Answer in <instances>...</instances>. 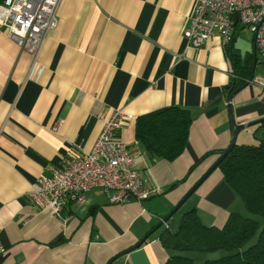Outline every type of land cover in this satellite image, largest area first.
Returning <instances> with one entry per match:
<instances>
[{
    "label": "crops",
    "instance_id": "crops-1",
    "mask_svg": "<svg viewBox=\"0 0 264 264\" xmlns=\"http://www.w3.org/2000/svg\"><path fill=\"white\" fill-rule=\"evenodd\" d=\"M194 2L62 0L58 25L48 32L36 60L0 25V237L6 246L0 264H105L157 224L219 153L187 174L193 162L209 149L229 145L230 107L237 122H254L239 131L237 142L251 134L257 141L264 136L262 86L252 78L229 102L236 76L227 53L230 42L217 35L207 45L188 43L184 29ZM243 28L250 30L238 24L234 44L242 56L256 51L253 77L264 76L253 31L251 46L239 45ZM171 104L189 108L193 121L185 150L168 160L136 138L135 118ZM117 107L132 115L122 139L144 184L155 192L143 200L109 202L105 190L95 187L83 202H67L60 213L35 204L29 195L32 182L72 154L89 150L103 127L101 114ZM185 202L184 211L196 207L206 224L221 226L231 211L248 213L218 167ZM173 214L111 264H161L177 252L159 238L164 226L178 228L181 218ZM186 251L181 252L193 259L210 258Z\"/></svg>",
    "mask_w": 264,
    "mask_h": 264
},
{
    "label": "built area",
    "instance_id": "built-area-1",
    "mask_svg": "<svg viewBox=\"0 0 264 264\" xmlns=\"http://www.w3.org/2000/svg\"><path fill=\"white\" fill-rule=\"evenodd\" d=\"M61 2L0 0V25L36 60L48 32L58 25ZM238 24L253 31L255 45L264 56V0H195L184 35L197 47L207 45L217 35L227 43ZM253 80L264 88V76ZM100 117L103 127L89 150L72 154L63 166L53 167L32 182L29 195L35 204L60 213L67 202H83L95 187L105 190L109 202L143 200L155 192L144 184L135 156L122 139V130L132 115L117 107ZM5 251L0 237V253Z\"/></svg>",
    "mask_w": 264,
    "mask_h": 264
},
{
    "label": "trees",
    "instance_id": "trees-1",
    "mask_svg": "<svg viewBox=\"0 0 264 264\" xmlns=\"http://www.w3.org/2000/svg\"><path fill=\"white\" fill-rule=\"evenodd\" d=\"M235 39L236 31L227 45V53L236 74L233 86H229L228 95L246 84L254 62V52L242 56L240 48L234 44ZM192 121L193 115L189 108L171 104L138 114L135 118V135L157 157L173 160L187 146ZM223 149L207 150L190 165L187 174L201 160L213 153L220 154ZM218 168L229 185L241 196L247 211L252 215L231 211L226 221L219 226L204 223L196 207L187 209L176 230L164 226L159 232L163 246L177 250L161 264H264V224L261 226L260 220L255 217L264 216V136L255 142H236ZM186 175L169 184L168 189L183 181ZM257 231V239L244 246ZM131 246L128 247L129 250L132 249ZM221 248L230 252L200 262L181 252L214 251Z\"/></svg>",
    "mask_w": 264,
    "mask_h": 264
},
{
    "label": "water",
    "instance_id": "water-1",
    "mask_svg": "<svg viewBox=\"0 0 264 264\" xmlns=\"http://www.w3.org/2000/svg\"><path fill=\"white\" fill-rule=\"evenodd\" d=\"M254 60L256 62V57H257V53L256 51L254 52ZM255 69V64L253 66L252 69V73L250 78L248 79L247 82H250L254 76V71ZM236 92V90L232 91L229 96V102L232 101L233 95ZM231 106V104H230ZM264 119L260 118V120ZM230 121H231V126H232V138L231 141L229 143V145L224 148L222 150V152L219 154L218 158L213 162V164L201 175V177L191 186V188L182 196V198L175 204V206L157 223L155 224V226H153L150 230H148L141 238L140 240L131 246V248H134L136 246H138L141 242H143L156 228H158L160 225H162L164 222H166L169 217L186 201V199L197 189V187L207 178V176L218 167V165L220 164V162L222 161V159H224V157L229 153V151L234 147V145L237 142V134L239 133V131L243 128H245L248 125L253 124L254 122H248V123H239L237 122L236 118L233 115L232 109L230 107ZM130 248H127L125 250H122L121 252L117 253L116 255L112 256L105 264H111L112 260L123 253H126L129 251Z\"/></svg>",
    "mask_w": 264,
    "mask_h": 264
},
{
    "label": "rangeland",
    "instance_id": "rangeland-1",
    "mask_svg": "<svg viewBox=\"0 0 264 264\" xmlns=\"http://www.w3.org/2000/svg\"><path fill=\"white\" fill-rule=\"evenodd\" d=\"M238 36H239L238 37L239 45H241L242 47H250L251 46V44H252V36H251L250 30L243 28L242 30H240ZM259 58L260 59H263L264 58V56L260 52H259ZM257 65H258V68H260V69L261 68H264V63L261 62V61H259ZM255 137H254L253 134H251L249 140L248 141H245V142H247V143L255 142V141H257V140H254V139H256ZM240 140H241V138H240ZM239 142H243V141H238V143ZM185 206H187V203L186 202L173 214V217L174 218H178V217L181 218L182 213L185 210ZM247 214L248 215H252L249 212ZM255 217H257L260 220L261 226H262L264 224V216L255 215ZM258 233H259V231H257V233L254 236H252V238L244 246H247L250 243L254 242L257 239V237H258ZM187 251L188 252H192V250H187ZM194 252H199V253H197V256H200V257H201V255H198V254L208 253L210 255L208 257L214 258L216 256L219 257V256H221V255H223L225 253H228V252H230V250L221 248V249L214 250V251L194 250ZM187 255H191V254H187ZM194 259H195V261L200 262V261H203V259H205V258H197L196 257ZM198 259H202V260H198Z\"/></svg>",
    "mask_w": 264,
    "mask_h": 264
}]
</instances>
